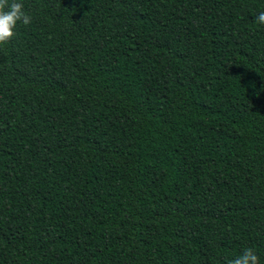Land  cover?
<instances>
[{
	"label": "trees",
	"instance_id": "trees-1",
	"mask_svg": "<svg viewBox=\"0 0 264 264\" xmlns=\"http://www.w3.org/2000/svg\"><path fill=\"white\" fill-rule=\"evenodd\" d=\"M18 2L0 264H264V0Z\"/></svg>",
	"mask_w": 264,
	"mask_h": 264
},
{
	"label": "clouds",
	"instance_id": "clouds-1",
	"mask_svg": "<svg viewBox=\"0 0 264 264\" xmlns=\"http://www.w3.org/2000/svg\"><path fill=\"white\" fill-rule=\"evenodd\" d=\"M256 20L259 24H264V11L258 14ZM18 22L24 25L31 23V17L26 13L23 3L18 0H0V45L8 43L14 37ZM229 264H259V257L252 248H246Z\"/></svg>",
	"mask_w": 264,
	"mask_h": 264
}]
</instances>
